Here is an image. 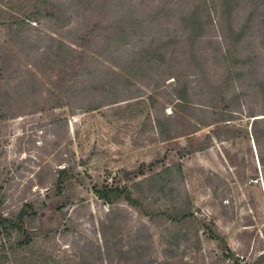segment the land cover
<instances>
[{
    "label": "rangeland",
    "instance_id": "obj_1",
    "mask_svg": "<svg viewBox=\"0 0 264 264\" xmlns=\"http://www.w3.org/2000/svg\"><path fill=\"white\" fill-rule=\"evenodd\" d=\"M59 1L68 7L69 20L29 22L26 35L36 49L22 54L0 80V214H12L28 203L40 207L30 227L34 239L29 247H10L13 233L9 241L3 240L8 256L4 264H81L82 256L96 259L91 251L102 247L100 223L109 207L93 195L91 186L114 177L131 184L174 163L181 165V186L194 215L213 222L227 251L200 230L199 250L193 249L191 237L178 241L175 253L165 259L162 237L174 244L170 236L119 203L126 216L118 232L123 251L132 248L135 230L146 224L151 264H264V148L251 136L253 119L264 114V0H236L230 20L220 0H127L146 17L144 27L124 48L103 55L96 51L114 8L91 10L78 0ZM194 3H199L204 24L196 63L186 52L179 27L180 17ZM230 26L234 32L244 27L239 40ZM83 34L92 36L93 49L86 51L85 65L68 80L73 90L64 94L56 88L60 68L51 58L56 44L49 53L46 44L52 36L74 47L75 40L84 42ZM160 42L168 44L161 50L163 61L149 74L141 81L132 79L127 90L118 92L116 103L87 109L100 98L89 90L91 81L109 68L117 71L128 55ZM221 85L226 100L237 99L222 112L214 94ZM184 91L189 99L186 114L177 107V94ZM219 113H224V122L216 124ZM178 115L186 120L188 132L179 137L183 124H178ZM156 118L175 119L176 137L162 141ZM225 129L235 130L236 137H225ZM214 130L220 139H215ZM190 146L204 149L180 158ZM64 168L73 172V188L48 198L58 170ZM111 236L107 232L110 241ZM102 257L95 264H134Z\"/></svg>",
    "mask_w": 264,
    "mask_h": 264
},
{
    "label": "trees",
    "instance_id": "obj_2",
    "mask_svg": "<svg viewBox=\"0 0 264 264\" xmlns=\"http://www.w3.org/2000/svg\"><path fill=\"white\" fill-rule=\"evenodd\" d=\"M4 0H0L2 3ZM80 4L87 6L89 9H103L108 7L114 8V13L110 21L106 23L105 34L102 42L99 44L100 49L97 54L109 51L112 48L117 50L124 48L126 44L135 37V34L144 27L146 17L137 12L133 5L127 0H78ZM224 6L227 18L230 20L233 6L236 0H220ZM68 7L59 0H7L6 5H0V28L5 31V42L0 43V80L4 78L14 63L19 60L21 55H28L30 51L36 49V45L28 41L27 29L29 22H39L46 19L49 22L66 23L70 15L67 13ZM160 13V12H159ZM157 12V14H159ZM179 27L184 33V43L189 58L196 63V44L204 33V24L201 20L199 3H194L192 8L180 17ZM244 28V27H243ZM241 30L234 32L232 26L230 31L235 35V41L239 40L242 35ZM84 40L78 42L75 40L71 46H67L64 41L56 40L49 37L46 44V52L50 49L53 62L60 68V74L57 77L56 84L58 91L66 93L73 90V83L69 86L68 80L71 81L73 76L77 75L78 70L85 65L87 58V50L91 49L94 42L92 36L88 34L82 35ZM56 44L53 48V45ZM168 44L160 42L159 44H148L145 48L128 55L118 70L110 68L98 80L90 82L93 93L100 95L99 101L88 106L87 109H98L106 103L113 104L119 100L121 89L127 90L132 85V79L141 81L149 74L156 63L162 62L164 55L162 49ZM51 51V50H50ZM214 93L218 98L216 106H220V111L230 109L235 97L225 99V86ZM88 92V90H87ZM89 93V92H88ZM49 95L56 98V93L49 91ZM92 94V93H91ZM178 110L180 113H187L189 109V99L186 91L177 94ZM59 98L57 103L60 104ZM107 101V102H106ZM224 113L217 115L214 123L224 122ZM172 118H156L154 124L158 136L162 141H169L175 138L176 134L172 132ZM183 124L182 132H178V137L188 134L185 130L186 120L178 115V124ZM196 126L193 127V131ZM225 137H236L235 130L225 129ZM215 139H220L221 135L217 131H212ZM251 136L254 144L259 148H264V114L261 118L253 119L251 123ZM202 146L187 147L183 149L179 155L180 158L185 155L202 151ZM73 172L59 169L54 182V192L49 197H59L69 188H73L71 182ZM83 184V180H79ZM3 180L0 175V189ZM182 171L179 163H174L164 167L159 171L150 173L148 176L142 177L131 184L120 183L115 177L107 180L104 179L100 185L93 184L91 192L99 200L106 204L109 208L105 215V221L100 223L102 233V247L95 246L91 253L94 260H88V257L81 259V264H95V262L103 261V255L107 260L112 261L118 258V263L122 259L134 262V264H151V255L153 247L150 244L151 235L146 224L140 225L136 230L133 238V246L128 251H123L119 229L123 225L126 216L117 204L125 203L135 214L145 218L154 228L165 232L173 240V243L167 242L162 237V243L165 248L162 249V255L167 259L175 253L173 249L178 248V241L187 242L191 237L194 239L193 249H200L199 231H204L210 239L218 242V247L222 251H227L224 238L219 235L215 225L205 218H199L194 215L191 210V204L188 196L182 188ZM66 204V202H65ZM36 203L24 204L17 212L9 215L0 214V264H4L8 260L7 251L4 250L3 240L7 238L9 241L11 233L15 235L14 242L10 245L12 248L29 247L33 242L34 235L30 232L37 210ZM107 232L111 233V241L107 238ZM112 243V244H111ZM263 258V257H262ZM262 258L258 262L263 261Z\"/></svg>",
    "mask_w": 264,
    "mask_h": 264
}]
</instances>
